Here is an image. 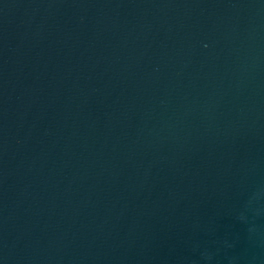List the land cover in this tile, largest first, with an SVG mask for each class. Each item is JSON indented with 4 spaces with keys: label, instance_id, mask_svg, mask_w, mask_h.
<instances>
[{
    "label": "water",
    "instance_id": "water-1",
    "mask_svg": "<svg viewBox=\"0 0 264 264\" xmlns=\"http://www.w3.org/2000/svg\"><path fill=\"white\" fill-rule=\"evenodd\" d=\"M0 264H264V0H0Z\"/></svg>",
    "mask_w": 264,
    "mask_h": 264
}]
</instances>
